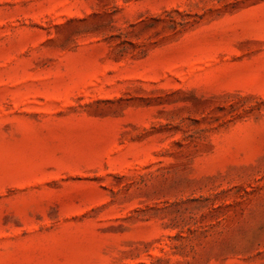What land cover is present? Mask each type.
Wrapping results in <instances>:
<instances>
[{
	"label": "rangeland",
	"instance_id": "1",
	"mask_svg": "<svg viewBox=\"0 0 264 264\" xmlns=\"http://www.w3.org/2000/svg\"><path fill=\"white\" fill-rule=\"evenodd\" d=\"M0 264H264V0H0Z\"/></svg>",
	"mask_w": 264,
	"mask_h": 264
}]
</instances>
